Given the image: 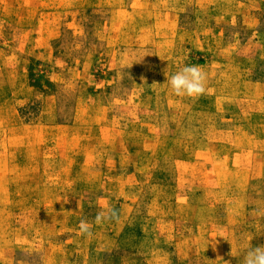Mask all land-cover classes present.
<instances>
[{
	"label": "rangeland",
	"instance_id": "1",
	"mask_svg": "<svg viewBox=\"0 0 264 264\" xmlns=\"http://www.w3.org/2000/svg\"><path fill=\"white\" fill-rule=\"evenodd\" d=\"M187 65L198 97L168 83ZM262 245L264 0H0V264Z\"/></svg>",
	"mask_w": 264,
	"mask_h": 264
},
{
	"label": "clouds",
	"instance_id": "2",
	"mask_svg": "<svg viewBox=\"0 0 264 264\" xmlns=\"http://www.w3.org/2000/svg\"><path fill=\"white\" fill-rule=\"evenodd\" d=\"M168 83L177 96L198 97L206 91V74L199 66L187 65L173 74ZM118 219V212L114 208H107L97 213L95 224L100 225L106 221H118ZM91 228L92 225L87 221H80L81 234L91 237L93 235ZM243 264H264V245L248 248L244 254Z\"/></svg>",
	"mask_w": 264,
	"mask_h": 264
}]
</instances>
